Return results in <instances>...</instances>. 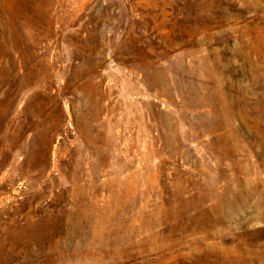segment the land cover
I'll list each match as a JSON object with an SVG mask.
<instances>
[{
    "label": "rangeland",
    "instance_id": "obj_1",
    "mask_svg": "<svg viewBox=\"0 0 264 264\" xmlns=\"http://www.w3.org/2000/svg\"><path fill=\"white\" fill-rule=\"evenodd\" d=\"M0 264H264V0H0Z\"/></svg>",
    "mask_w": 264,
    "mask_h": 264
}]
</instances>
